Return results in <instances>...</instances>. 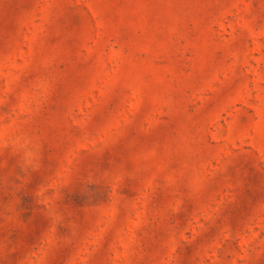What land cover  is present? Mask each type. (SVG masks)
Here are the masks:
<instances>
[{
  "label": "rangeland",
  "instance_id": "374dc122",
  "mask_svg": "<svg viewBox=\"0 0 264 264\" xmlns=\"http://www.w3.org/2000/svg\"><path fill=\"white\" fill-rule=\"evenodd\" d=\"M0 264H264V0H0Z\"/></svg>",
  "mask_w": 264,
  "mask_h": 264
}]
</instances>
